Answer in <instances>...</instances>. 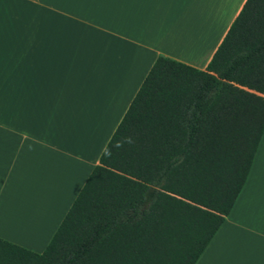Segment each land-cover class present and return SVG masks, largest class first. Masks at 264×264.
I'll list each match as a JSON object with an SVG mask.
<instances>
[{
    "label": "crops",
    "instance_id": "crops-1",
    "mask_svg": "<svg viewBox=\"0 0 264 264\" xmlns=\"http://www.w3.org/2000/svg\"><path fill=\"white\" fill-rule=\"evenodd\" d=\"M245 0H0V238L42 252L158 55L204 69ZM194 264H264V131Z\"/></svg>",
    "mask_w": 264,
    "mask_h": 264
},
{
    "label": "trees",
    "instance_id": "trees-1",
    "mask_svg": "<svg viewBox=\"0 0 264 264\" xmlns=\"http://www.w3.org/2000/svg\"><path fill=\"white\" fill-rule=\"evenodd\" d=\"M264 131V0H245L204 69L158 55L40 253L0 264H194Z\"/></svg>",
    "mask_w": 264,
    "mask_h": 264
}]
</instances>
